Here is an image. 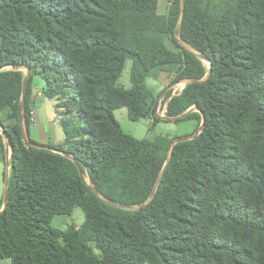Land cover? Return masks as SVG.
Wrapping results in <instances>:
<instances>
[{
  "label": "trees",
  "instance_id": "16d2710c",
  "mask_svg": "<svg viewBox=\"0 0 264 264\" xmlns=\"http://www.w3.org/2000/svg\"><path fill=\"white\" fill-rule=\"evenodd\" d=\"M158 2L0 0V128L11 149L0 264H264V0H185L178 38L180 0L165 14ZM126 59L129 88L117 85ZM11 66L28 68L25 129L40 76L67 116L63 143L26 144L25 71ZM162 72L172 74L167 86L201 81L160 97L146 80ZM159 98L176 117L166 121L198 129L202 112L204 125L172 146L148 201L172 138H135L114 111L155 123ZM191 107L201 112L178 117ZM90 181L117 204L148 202L108 204ZM75 207L84 213L78 227L52 226Z\"/></svg>",
  "mask_w": 264,
  "mask_h": 264
},
{
  "label": "rangeland",
  "instance_id": "374dc122",
  "mask_svg": "<svg viewBox=\"0 0 264 264\" xmlns=\"http://www.w3.org/2000/svg\"><path fill=\"white\" fill-rule=\"evenodd\" d=\"M172 1L173 0H170V3ZM162 4H163V0H160V8H159L160 12L163 11ZM167 10H168V7H167ZM167 44L168 46L172 47L169 41L167 42ZM131 65H132V61L130 59H126L123 71L117 80L118 86H122L124 88H129L131 86V82H130ZM167 76H168L167 77L168 80L166 81V85H163V80H161L160 78L157 80L148 78L146 80L148 87L151 89L154 95H157L158 93H160L161 94L160 97L162 96L163 92L165 91L167 87V84H169V81H170L169 77H171L172 74H169ZM42 80L43 79L40 76L34 77V81H37L36 88L41 86L39 82H42ZM175 83L176 82L172 83L174 85L171 84L172 87L168 89V90H172V93H177L180 90V88L185 85L181 82L177 84ZM165 103L166 101L163 100L162 98H159L157 100L156 108H159V112H157L158 115H160L159 113L162 107H165ZM50 106H52V109H50L51 112H54L55 109L53 106V102H50ZM114 115L124 132L134 136L135 138H139V139L153 140L155 137L159 135H168L169 137L172 138V141H173L176 137L194 134L197 131L196 129L197 127L195 128V125H196L195 121H192V120L173 122V121H166L162 119L160 121L153 123L152 118L147 117V118H142L140 120L134 121L128 117V112L125 107L116 109L114 111ZM162 116H166V113H164V115ZM61 119H67V116L65 113L63 114L60 111H57L56 113H54V120L51 123L52 124V130H51L52 134L60 133V132L62 133V135L64 134L63 129L60 125ZM28 138L35 141L36 143H39L37 140V137L34 136L32 132L30 136L28 135ZM6 173H7L6 153L4 151L2 152L0 149V200L2 201L4 199V178L6 176ZM83 220H84L83 211L81 210L80 207H75L71 215L55 216L52 219V226L63 229V228H67L71 224H74L78 227L83 222ZM8 262L9 260L3 259L1 261V264H8ZM145 264H148V263H145Z\"/></svg>",
  "mask_w": 264,
  "mask_h": 264
},
{
  "label": "water",
  "instance_id": "95a60500",
  "mask_svg": "<svg viewBox=\"0 0 264 264\" xmlns=\"http://www.w3.org/2000/svg\"><path fill=\"white\" fill-rule=\"evenodd\" d=\"M184 2L185 0H180V8H179V16H178V22H177V26H176V29H175V32H174V36L176 38H178V35H179V30H180V26H181V23H182V19H183V5H184ZM179 43L184 47L186 48L187 50H190L192 51L193 53H195L198 57H200L201 59L205 60L206 61V58L201 55L200 53H198L197 51H195L189 44H187L186 42L182 41L179 39ZM210 65V63H209ZM12 69H23L25 71V77L22 81V93H21V102H20V107H19V123H20V129H21V134H22V137L24 139V141L26 142V144L30 147H34V148H39L40 145H38L37 143H34V142H31L28 140L27 138V132H26V129L24 127V122H23V110H24V100H25V94H26V88H27V79H28V68L27 67H16V66H11ZM209 73V72H208ZM208 74H206V76L204 77V79L207 77ZM197 81H201V80H197V79H194V78H184V79H181L179 80L178 82H176L175 84L181 82L183 84H187V83H194V82H197ZM174 85V84H172ZM172 85H169L166 87L165 91L163 92V94L172 87ZM185 86V85H184ZM183 86V87H184ZM162 94V95H163ZM174 95V94H172ZM190 110H197L199 111V109L197 107H191L189 110H187L185 113H183L182 115L178 116V117H182L184 116L188 111ZM201 112V111H199ZM202 114V121L197 129V131L194 133V134H189V135H186V136H181V137H176L170 144V147L168 149V156H167V159L165 161V165L164 167L162 168L160 174L158 175L156 181L154 182V185L152 187V190H151V193H150V196L148 198V201L152 200L155 192H156V189L159 185V182H160V179H161V176L163 174V171H164V168L166 166V164L168 163L169 161V156H170V153H171V148L172 146L178 142V141H183V140H187V139H191L193 137H195L196 135L199 134L200 130L202 129L203 125H204V116H203V113L201 112ZM159 118H162L164 120H174L176 117H168V116H162V115H158ZM0 134L2 135V139H3V142H4V145H5V151H6V158H7V173H6V176L4 178V199H3V202L4 204L7 202L8 200V183H9V163H10V159L8 157V152L10 149V144H9V139L8 137L6 136V134L2 131V129L0 128ZM65 156H70L66 153H63ZM73 160V159H72ZM88 186H89V189L94 192V194L97 195L98 198H100L102 201L108 203V204H111V205H114V206H119V207H122V208H126V209H138L140 208L141 206L145 205L146 203H143V204H131V205H120V204H117L111 200H109L108 198H106L105 196H103L102 194H100L97 189L95 188V186L93 185V183L90 181L88 183Z\"/></svg>",
  "mask_w": 264,
  "mask_h": 264
},
{
  "label": "crops",
  "instance_id": "0c3cea01",
  "mask_svg": "<svg viewBox=\"0 0 264 264\" xmlns=\"http://www.w3.org/2000/svg\"><path fill=\"white\" fill-rule=\"evenodd\" d=\"M170 3V0H163V11L160 12V0L158 2V12L161 14H165L167 7ZM168 74L166 72H162L157 79L163 80V85H166V81L168 80ZM170 78V77H169ZM150 79V78H149ZM153 79V78H151ZM41 86L36 88L37 81H34L33 79V84L31 87V111H30V124L28 126V129L26 130L27 132V138L28 135L30 136L31 132L33 133L34 136L37 137V140L41 144H51V145H57L61 144L64 141L65 135L60 132V133H55L52 134V122L54 120V113L59 111V109L56 107L57 101L54 99H49L47 98L43 93H42V86H43V80L42 82H39ZM183 86L180 88L178 92L182 90ZM177 92V93H178ZM176 94V93H172ZM50 102H53L54 106V112H51L50 109H52V106H50ZM0 149L1 151L5 152V146L3 148L1 147L0 143ZM11 155V150L8 152V157L10 159Z\"/></svg>",
  "mask_w": 264,
  "mask_h": 264
},
{
  "label": "built area",
  "instance_id": "2783aa9c",
  "mask_svg": "<svg viewBox=\"0 0 264 264\" xmlns=\"http://www.w3.org/2000/svg\"><path fill=\"white\" fill-rule=\"evenodd\" d=\"M164 111L166 112V103H165V107H162V109H161V111H160L159 114H160V115H164V113H165ZM155 112H156V114H157V112H159V108H156V111H155ZM157 115H158V114H157Z\"/></svg>",
  "mask_w": 264,
  "mask_h": 264
}]
</instances>
